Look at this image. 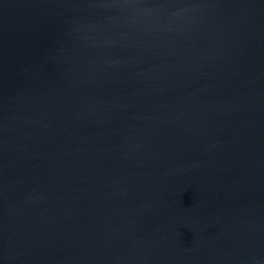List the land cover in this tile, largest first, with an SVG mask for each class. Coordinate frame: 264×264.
I'll return each instance as SVG.
<instances>
[{"label": "water", "instance_id": "1", "mask_svg": "<svg viewBox=\"0 0 264 264\" xmlns=\"http://www.w3.org/2000/svg\"><path fill=\"white\" fill-rule=\"evenodd\" d=\"M0 264H264V0H0Z\"/></svg>", "mask_w": 264, "mask_h": 264}]
</instances>
